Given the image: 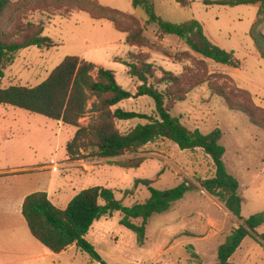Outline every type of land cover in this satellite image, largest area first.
<instances>
[{"label": "rangeland", "instance_id": "1", "mask_svg": "<svg viewBox=\"0 0 264 264\" xmlns=\"http://www.w3.org/2000/svg\"><path fill=\"white\" fill-rule=\"evenodd\" d=\"M12 1L21 6V0ZM35 1L13 16L8 13L6 19L17 20L25 32L42 28L43 36L52 39L56 47L19 51L7 66L0 88L38 86L71 56L114 71L118 84L134 95L141 83L130 75L127 66L137 62L133 56L153 64L157 80L163 72L171 73L179 78L178 90L183 99L168 101L172 116L191 131L205 135L216 129L222 131L224 161L228 172L238 179L239 194L244 199L243 220L238 221L223 203L199 187L200 181L216 174L212 159L201 149L183 151L175 143L159 139L137 154L111 160H74L69 158L67 146L76 128L14 107H9V118L31 123L32 129L8 144L2 143L1 149H25L26 165H47L42 182L46 184L54 176L51 192L61 208L71 197L96 186L113 190L116 199L128 207L145 203L151 197L147 187L135 185L138 180H151L159 190H170L184 182L193 186L169 211L149 220L144 244L136 233L121 225L120 212L96 222L86 240L107 264H215L218 248L231 232L251 216L264 213V60L251 37L260 5L206 6L201 0H190L188 7H182L173 0H154L156 15L166 22L178 25L199 21L214 45L233 52L240 60L235 69L194 53L179 38L161 37L155 25L147 24L145 11L133 8V0H96L103 7L140 17H120V28L110 21L94 19L90 13L73 7L69 0L52 8H42ZM82 8L98 17L113 16L92 5ZM260 26L257 31L264 34V20ZM12 29L5 26L8 32ZM160 90L164 91L165 86H160ZM117 108L156 116L154 101L149 97H135L113 110ZM92 116L89 113L81 124L87 125ZM146 123L121 121L117 128L127 133ZM3 154L6 153L1 152V167L19 162ZM138 159H144L138 169L128 167ZM263 234L264 226L247 237L230 263L264 264V245L258 241ZM75 264L100 263L80 251Z\"/></svg>", "mask_w": 264, "mask_h": 264}, {"label": "trees", "instance_id": "2", "mask_svg": "<svg viewBox=\"0 0 264 264\" xmlns=\"http://www.w3.org/2000/svg\"><path fill=\"white\" fill-rule=\"evenodd\" d=\"M33 1L21 0V6H19L12 0H0V80L4 78L7 66L14 62L19 51L31 47L39 49L56 47L52 39L43 36L42 28L25 32L17 20L11 17L6 19L8 13L11 12L13 16L17 10L23 9L22 7L29 8ZM36 1L35 4L42 8L60 6L63 2L62 0ZM69 1L72 2L73 7L90 13L94 19L110 21L118 28H120L118 25L120 17L124 18L126 15V13L103 7L96 0ZM173 1L182 7H188L190 4V0ZM201 1L206 6L222 7L259 4L258 22L251 37L260 57L264 60V34L257 31L264 20V0ZM78 4L81 7L78 8ZM91 5L95 6L96 10L104 11L106 14L111 13L113 16L98 17L95 12L82 8V6ZM132 5L135 9L145 11L148 17L147 24L155 25L161 37L179 38L194 53L217 64L239 68L240 60L233 52L214 45L199 21L193 19L178 25L166 22L156 15L154 0H133ZM5 26L13 27L12 31H6ZM133 59H137V62L127 66L130 75L136 77L141 83L135 95L118 84L114 71L98 68L85 59L71 56L65 58L38 86L0 88V105L42 115L76 128V133L67 146L69 158L74 160H111L126 154H137L142 148L159 139L169 140L183 151L201 149L212 159L216 174L213 178L200 181L199 187L223 203L228 212L238 221H242L244 199L239 194L238 179L228 172L224 161L226 149L221 144L222 131L216 129L205 135L184 126L179 119L172 116L171 108L168 107L169 100L177 102L183 100L178 90L179 78L171 73L163 72L162 78L157 80L153 64L142 61L136 56H133ZM95 71H97L96 76H94ZM160 86H165V90H160ZM135 97L151 98L155 104L156 116L121 108L113 110L121 103ZM89 113L93 114L90 122L82 125L81 120ZM132 120H145L148 123L139 124L127 133H121L118 130V122ZM143 162L144 159L133 160L127 166L138 169ZM135 185H143L150 191L151 197L145 203L125 206L121 200L116 199L113 190L96 186L78 193L66 209L62 210L51 202L48 193L37 192L26 197L23 216L34 238L53 253L60 254L69 247L76 246L94 261L107 264L94 246L86 240L96 222L104 217H113L115 213L120 212L123 215L121 225L136 233L144 244L149 220L155 214L169 211L193 187L184 182L170 190H159L153 187L151 180H138ZM101 201L104 204H101ZM135 221L142 223L138 225ZM262 226H264V213L251 216L235 228L218 248L215 264H231L230 259L244 240L254 236L256 230ZM258 241L264 245V234ZM193 257L197 258V255L193 254Z\"/></svg>", "mask_w": 264, "mask_h": 264}, {"label": "crops", "instance_id": "3", "mask_svg": "<svg viewBox=\"0 0 264 264\" xmlns=\"http://www.w3.org/2000/svg\"><path fill=\"white\" fill-rule=\"evenodd\" d=\"M0 107V158L1 152H5L3 155L11 157L13 161H19L11 167L0 166V264H75L80 252L76 246L69 247L60 254L53 253L34 238L23 216L25 199L33 193H48L51 202L62 210L66 209L75 196L69 199L64 208L59 207L51 192L54 176H51L46 184L42 182L48 166L26 165L25 149H1L2 143L8 144L11 140L30 133L32 124L10 119L7 113L11 106ZM58 123L63 125L62 122Z\"/></svg>", "mask_w": 264, "mask_h": 264}]
</instances>
